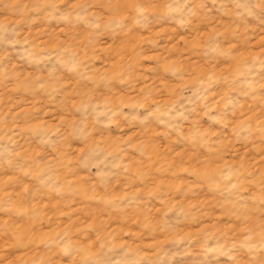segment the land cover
I'll return each mask as SVG.
<instances>
[{
  "label": "rangeland",
  "instance_id": "rangeland-1",
  "mask_svg": "<svg viewBox=\"0 0 264 264\" xmlns=\"http://www.w3.org/2000/svg\"><path fill=\"white\" fill-rule=\"evenodd\" d=\"M0 264H264V0H0Z\"/></svg>",
  "mask_w": 264,
  "mask_h": 264
}]
</instances>
